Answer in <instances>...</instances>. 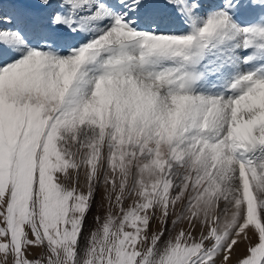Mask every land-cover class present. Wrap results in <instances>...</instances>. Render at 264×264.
I'll return each instance as SVG.
<instances>
[{
  "label": "snow or ice",
  "instance_id": "1",
  "mask_svg": "<svg viewBox=\"0 0 264 264\" xmlns=\"http://www.w3.org/2000/svg\"><path fill=\"white\" fill-rule=\"evenodd\" d=\"M0 264H264V0H0Z\"/></svg>",
  "mask_w": 264,
  "mask_h": 264
},
{
  "label": "rangeland",
  "instance_id": "2",
  "mask_svg": "<svg viewBox=\"0 0 264 264\" xmlns=\"http://www.w3.org/2000/svg\"><path fill=\"white\" fill-rule=\"evenodd\" d=\"M6 7H8V6L6 5ZM93 211H95V209H93Z\"/></svg>",
  "mask_w": 264,
  "mask_h": 264
}]
</instances>
